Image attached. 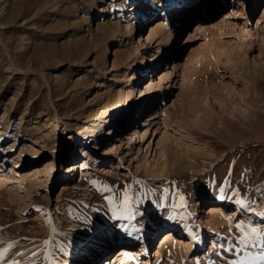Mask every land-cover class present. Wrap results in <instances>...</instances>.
<instances>
[{
	"label": "rangeland",
	"instance_id": "rangeland-1",
	"mask_svg": "<svg viewBox=\"0 0 264 264\" xmlns=\"http://www.w3.org/2000/svg\"><path fill=\"white\" fill-rule=\"evenodd\" d=\"M140 1L0 0V247L15 243L0 263L65 264L111 224L132 225L158 210L172 216L181 204L189 212L184 228L180 219L160 218L164 227L175 223V244L159 248L160 234L142 252L138 235L129 257L114 259L116 248L88 264H226L237 255L220 244L241 235L236 224L264 229L255 215L264 209V0H202L180 13L172 0L170 11L162 8L138 26ZM199 14L204 28L193 43L185 35ZM158 19L174 38L155 64L162 50L158 35H148ZM129 24L139 29L126 36ZM118 101L128 104L118 131L107 137L108 126L91 141L106 108ZM25 176L34 183L24 186ZM237 189L249 207L235 202ZM199 198L237 210L223 213L221 230L206 228L199 223L203 204L196 215L189 211Z\"/></svg>",
	"mask_w": 264,
	"mask_h": 264
},
{
	"label": "bare ground",
	"instance_id": "bare-ground-1",
	"mask_svg": "<svg viewBox=\"0 0 264 264\" xmlns=\"http://www.w3.org/2000/svg\"><path fill=\"white\" fill-rule=\"evenodd\" d=\"M173 1L172 0H141L139 2V4H137V6L134 8L136 10V12L141 13V15H139L137 17L135 24H138V26H139L140 23H142V24L145 23L149 17H152L154 15L156 16L158 12L160 13V10L162 8H164V9L166 8L168 11H170L171 8L173 7L172 6ZM201 1L202 0H177L178 5H175L176 6L175 8H179L178 13H180L181 10L186 9L188 7L190 9L199 8L201 6V3H202ZM214 1H216V0H214ZM262 5L264 6V2L262 3ZM222 6L228 7L226 2H224ZM227 10H231L233 12V14L238 13V9L236 7L230 6ZM167 14H168V12H167ZM194 17H195V15L192 18H194ZM201 17L202 16H200V14H199L198 18L193 19L195 21L191 25V28L189 30H187L185 37H187V36H188V38L192 37V40L190 42L195 43L194 40L196 37H198L199 31L201 29L203 30V28H204V27H202L203 24H202V19H200ZM193 20L191 19L189 24ZM211 25H213V23ZM138 26L137 27L135 26V28H134L132 26V24L127 25L125 35L126 36L133 35L135 30L139 29ZM182 26L183 25H181L180 27H182ZM182 29H183V27H182ZM118 31H120V27H119ZM152 35H156V36L158 35L159 47L161 48V50L165 44L168 45L166 53H169L171 50V44L170 43L174 38L173 33H172L171 29L169 28V26L162 20H159V19L156 20L150 26L148 38H150ZM186 43H188V42H186ZM143 45H144V43H143ZM189 47H190V49L192 48L191 45H189ZM200 50H199L200 53L203 54L202 53L203 50L202 49H200ZM164 51L165 50L163 49L160 52V54H155V62H154L155 64L160 61ZM126 53L128 56L130 51L127 50ZM206 53H208V52H206ZM190 55H189V53L186 54V57L180 62V64L178 66H180V67L184 66L183 64L186 62V60H188V56H190ZM128 58H129V56L125 57V60H128ZM143 64L146 66V68H148L149 60L147 58H145ZM174 67H175V65H174ZM149 69L152 70V68H149ZM164 77L167 78L168 75H166ZM165 78H164V80H166ZM136 79H137V75L131 74L129 81L130 82L136 81ZM164 94H165V91H164ZM108 103H109V100L106 99V104L108 105ZM127 105L122 101H118L115 109H112L109 106L108 107L106 106L107 108H106L105 115L102 118V122L99 123L96 126L95 130L94 131L92 130L93 132L90 133V136H92L91 141L93 139L99 140L100 138H102V136L106 134L105 130L108 126H110L109 131H111V133L110 132L107 133V137H110L113 133L115 134L118 131V128H120V125L122 123L121 119L127 110ZM143 105L144 104H140L137 106V108H135V109H137V111L134 113V115H136L138 113L139 108H141ZM191 105L192 104H190V107H191ZM150 115H151L150 117H152L154 115V113H152ZM153 120H154V118H153ZM1 141H2V136H0V142ZM85 142H86L85 144H88L87 140ZM66 146L68 147V149H70V147H73V146H71L70 142L67 143ZM12 147H13V144L9 145V147L7 148V151L9 149H11ZM166 147H168L167 149L170 150L169 146L166 145ZM60 149H62V146H56L54 150L59 151ZM83 152H84L83 155H86L88 157L91 156L86 148L83 149ZM168 155H170V154H168ZM168 155L166 152V156H168ZM169 158L170 157L168 156L166 159V163L169 161ZM81 167H82V165H81ZM31 169H33V171H38V168H36L34 166ZM21 179H22V183L24 186H26L24 180L27 183H29L30 185H32L34 183V181L30 177L25 176V177H22ZM199 204H203V206H201V208H203L201 210V213H204V217L201 221H199V223H201L206 228L210 227V228H214L217 230H221L222 226H224L223 224L225 222H224V220H221V219H223V217H225L223 215V213H225L226 211L227 212H233L231 214H228L230 217L231 215L235 214V212L237 210V208L231 209V210L229 209V211L225 210V205L223 203L215 200V199H211V198H202L201 199V198H199V199L195 200V204L193 206H191V208H189L191 216L196 215L197 210L199 209V207H198ZM187 212L188 211H184V210L181 211L177 208V206H175V210H174V213L172 216L168 215L166 212H162V211L158 210V211H154V212L148 214L147 216H144L139 222H137L135 224L132 223V225L123 224V223L122 224H120V223L111 224L110 226L107 227V229H104V230H101L100 232H97L94 235V237L90 239V242L83 244L79 248H76L75 251L73 252V254L71 256H69V258H67L66 262H64V263L65 264H88V262L90 260L93 261L94 259H96L98 257L100 259L101 255L105 254L108 251L116 249V248H119L117 250V251H119V253L116 256H112V257H114V259H117L119 257H129L131 254H133L135 252L134 251L135 249H132V247L128 246V245H132L133 243H135V240L138 238V235L140 236L138 238L139 242L137 243V245H135L137 247V250L142 251V252L147 251L146 250L147 244L150 241H152L154 239V237L159 236L160 234H162V235H161V237L157 243H159V248H161V247H163L164 244L171 242V240L174 238V233L171 231V228H172V224H175L173 222V220H170L166 224L167 226L165 225V227H164V226H162L161 220L168 219L170 217H175L176 219L181 220V228H184L183 226H185V223L187 224V222L189 221V220L187 221ZM199 212H200V210H199ZM262 213H264V209L258 210L255 213V215L257 218H259V220H262L264 222V215H261ZM160 218H161V220H160ZM182 232H184V233H182ZM132 233L137 235V236L131 235ZM180 233H182L181 236H187L188 241H193L194 243L201 242V239L198 238L193 233L192 230L191 231L186 230V232L180 230L178 234H180ZM179 237H180V235L175 240H179ZM173 241L174 240H172L171 243L175 244V243H173ZM216 248H218L217 247V239H216V237H212L210 239V250H215ZM158 251H159V249L156 252L158 253ZM93 257H94V259H92ZM13 261L14 260L10 259L8 262L0 263V264H12ZM96 261H98V259ZM107 262H108V260H107Z\"/></svg>",
	"mask_w": 264,
	"mask_h": 264
},
{
	"label": "snow or ice",
	"instance_id": "snow-or-ice-1",
	"mask_svg": "<svg viewBox=\"0 0 264 264\" xmlns=\"http://www.w3.org/2000/svg\"><path fill=\"white\" fill-rule=\"evenodd\" d=\"M139 183V181L137 182ZM130 186H126L123 192V207L125 210L129 209L131 196L129 194ZM107 192H112L111 187H105L104 189ZM153 193L155 190H152ZM225 188H221V192L223 193ZM116 194L113 193V196L106 197L109 203L112 204L115 199ZM233 196L237 197L236 203L240 204L242 208L249 207V203L247 199H240L239 190L233 191ZM168 190L165 189L162 194V199H167ZM223 199V196L221 197ZM183 200V197L180 198ZM177 206H183L177 205ZM261 215H264L262 213ZM130 218V217H125ZM235 228L241 233V235L235 238H228L227 244H220V247L224 252H234L237 255V259L227 260L226 264H264V229L254 226L252 224H245L244 222L238 223L235 225ZM46 245L49 243L48 241L44 242ZM15 247V243H10L7 246L0 247V261H3L7 256L8 252ZM249 249H260L256 253H252ZM18 255L23 256L24 253H18ZM33 256L36 255L35 252L32 253ZM12 264H18V261H13Z\"/></svg>",
	"mask_w": 264,
	"mask_h": 264
}]
</instances>
